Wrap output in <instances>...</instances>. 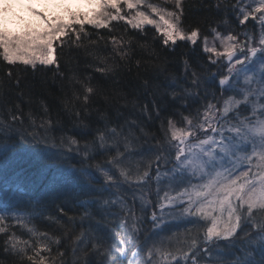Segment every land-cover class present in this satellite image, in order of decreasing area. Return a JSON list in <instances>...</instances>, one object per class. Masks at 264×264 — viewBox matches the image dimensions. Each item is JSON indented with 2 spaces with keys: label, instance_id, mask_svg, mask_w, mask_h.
Returning <instances> with one entry per match:
<instances>
[{
  "label": "trees",
  "instance_id": "trees-1",
  "mask_svg": "<svg viewBox=\"0 0 264 264\" xmlns=\"http://www.w3.org/2000/svg\"><path fill=\"white\" fill-rule=\"evenodd\" d=\"M236 2L182 0V26L199 37L236 29ZM85 32L57 44L53 65L34 69L0 54V208L24 212L44 239L14 249L13 235L28 239V230L9 220L0 233V264H34L28 257L37 251L47 264H124L127 219L111 215V202L127 188L116 177L104 179L101 168L120 176L154 168L169 151L168 120L193 118L222 94L201 42L165 46L155 26L134 29L122 20L107 28L85 24ZM236 113L249 112L241 106ZM242 229L248 237L258 232ZM245 233L238 232L224 264L246 259ZM258 241L247 264H264Z\"/></svg>",
  "mask_w": 264,
  "mask_h": 264
},
{
  "label": "rangeland",
  "instance_id": "rangeland-1",
  "mask_svg": "<svg viewBox=\"0 0 264 264\" xmlns=\"http://www.w3.org/2000/svg\"><path fill=\"white\" fill-rule=\"evenodd\" d=\"M147 3L163 7L168 11H179L175 7V0H147ZM260 3L261 0H237L235 9L239 17L238 28L228 29L229 31L214 29L215 31L212 30L207 36L199 37L198 35L196 43L201 42L203 50L205 38L207 39V47L215 46L219 53H223L228 44L236 45L231 61L226 59L227 55L207 52L210 57L209 60L214 64V71L218 76L217 82L220 78L229 77L224 86L220 85L222 94L218 95L219 99H216L215 96L206 101L208 104L216 106L212 110L215 115L210 114L209 123L211 127L206 124L204 128H189L187 121L184 122L183 120L176 127L194 132L195 135H189L184 145L171 138V142L167 146L169 151L165 153L163 158L161 157V162L156 164L154 168L135 170L134 174H131L130 171H124L129 179H124L127 186L121 179L125 175L120 176V173L115 174L111 169L101 168L100 171L103 173L104 179L111 180L116 177L122 187L127 188L125 189L126 196H114L111 202L115 205V210L111 211V215H118L127 219L124 221L126 225L124 228L128 232L126 234L130 236L128 240L130 247L122 259L124 264H224V260L228 258L226 251L235 246L234 242L237 241L238 234L234 239L227 241L221 238L218 241L204 243L206 227L210 226L211 220L205 221L204 217L195 212L194 207L190 208L189 198L190 196L195 198V191L203 190L197 188L194 191L192 186L203 185L207 182L208 177L193 176L190 172L178 168L176 152L179 147H185L186 154L192 150L193 145L208 137L219 141L221 139L219 133H223L225 136H233L234 133L230 129L237 123V117L239 119L252 117L253 108L257 109V115H260V112L264 110L261 108L264 105V95L260 94L261 89L264 88V43L261 42L264 40V9L255 11ZM93 8H96V5L90 4L89 0H0V29H3L8 36H23L26 32L34 29L43 30L45 27V22L38 13H43L49 19L56 16L66 19L68 9L91 14ZM121 8V15L127 16L129 19L135 15L137 10L145 11L153 19H158L151 13L150 9L144 6L130 10L122 4ZM33 9L36 11L34 12ZM109 11L112 10L109 9ZM245 14H248L247 20H244ZM122 21L125 22L126 20ZM184 30L188 32V30ZM216 33H220V37H217ZM229 34L234 36L235 40H224L222 44V38ZM252 48L256 49L255 55L251 54ZM0 54H2V50H0ZM237 61H242L243 64H238ZM246 92L248 93L247 100L244 99ZM229 97L239 100L241 103L225 117L223 108ZM241 106L249 112L247 116L236 113ZM205 111H207V106L203 107L199 113V121H194V124L204 120ZM213 128L217 131L214 132ZM209 147L214 146L206 145L205 149L207 150ZM196 150L198 151V149ZM246 150L247 154L250 155L251 144L246 146ZM237 155L242 156L244 152L241 151ZM233 160L235 157L230 156L224 163V167L233 169V179L240 177L243 172L249 173L247 177L249 180H252L257 173L264 175V172L255 167V157L252 159V164L246 160H236L233 164ZM145 172L148 173L147 176L144 175ZM105 173H108L111 179H108ZM243 179L241 177L238 183H243ZM185 190H187L186 194L181 195L185 193ZM186 208H190V211L186 212ZM115 212L116 214H114ZM0 215L5 217L0 227L6 228L7 222L11 220L10 222L14 223L20 221L21 226L28 230V239L13 235L12 240L22 247H27L31 241H35L33 239L38 240V245L43 244L42 234L29 225V219L24 212L0 208ZM224 217L227 218L226 211ZM197 231L201 234L196 239L195 248H190L193 240L191 237H194L196 233L193 236L188 235ZM242 231L245 233L247 230L238 229L237 233ZM249 237H253V239L246 237L245 239L248 241L246 246L242 245L243 243L240 245L244 251L246 249L248 251L244 252L245 258L248 261H254L253 250L259 241L254 238L255 236ZM149 250H151V255H149Z\"/></svg>",
  "mask_w": 264,
  "mask_h": 264
},
{
  "label": "snow or ice",
  "instance_id": "snow-or-ice-1",
  "mask_svg": "<svg viewBox=\"0 0 264 264\" xmlns=\"http://www.w3.org/2000/svg\"><path fill=\"white\" fill-rule=\"evenodd\" d=\"M89 3L96 5L91 14L68 9L66 19L59 16L49 19L43 13H38L44 20L45 27L43 30L34 29L26 32L23 36H8L3 29H0V50H2L4 60L12 63L19 59L24 64L31 65L34 69L37 62L41 65L56 64L57 44L63 45L66 42L63 38L68 37L70 32L75 34L77 41L81 38V33L87 36L85 24L97 28H107L111 21L126 20L134 29H142L144 25H153L156 31L161 33L162 42L165 46L169 43L175 45L177 40H187L195 44L199 35V30L196 28L185 32L181 21L183 14L181 0H175V7L179 11H168L163 7L147 3V0H89ZM122 4L130 10L144 6L150 9L151 13L158 19H153L151 15L140 10H137L135 15L129 19L127 16L121 15ZM109 9L112 11H109ZM262 9H264V0H261L260 6L255 11ZM33 11L35 12L36 9H33ZM247 18L248 14H245L244 20H247ZM241 22L243 23V21ZM216 35L220 37V33H216ZM224 40L233 41L235 37L229 34L227 37L222 38V44ZM113 42L116 43L115 38H113ZM261 42L264 43V40ZM204 44L206 52L227 55L230 61L236 48L235 44H228L225 46V51L219 53L215 46L207 47L206 38ZM251 54H256L255 48L251 49ZM245 59H247V56H245ZM237 63L243 64L242 61H237ZM226 80L227 77L222 78L219 84L224 85ZM196 83H198V80ZM86 91L92 93L93 88L86 87ZM260 94L264 95V88L261 89ZM173 95L175 96V93ZM247 97L248 93L246 92L244 99L247 100ZM84 99L88 100V96L85 95ZM240 103L241 101L229 97L223 108L224 116L226 117ZM215 107V105L208 104L207 111L203 114L204 120L199 123L194 124V121H199V112L193 118L185 116L182 119L187 121L189 128H204L206 124L211 127L209 119L210 114L215 115L212 111ZM261 108L264 109V105ZM256 113L257 109L253 108L252 117H244L243 119L237 117V123L230 129L234 133L233 136H225L223 133H219L221 136L219 141L208 137L193 145L192 150H189L186 154L185 147H179L176 152L178 168L190 172L193 176L208 177L207 182L203 185L192 186L194 191L197 188L203 190L195 191V198L191 196L189 198L190 208L194 207L195 212L204 217L205 221L211 220L210 226L206 227L204 237V243L206 244L214 240L218 241L221 238L226 241L234 239L238 234L237 230L242 229L244 226L257 228L258 232L254 238L264 241V175L257 173L252 180H249L247 178L249 173L243 172L240 177L233 179V169L224 167L225 160L230 156L235 157V160L232 161L233 164L236 160H246L249 164H252V159L255 157V167L264 172V118H262L264 117V110L260 112V115ZM168 129L171 130V138L179 141L181 145L185 144V140L189 135H195L194 132L177 128L176 122L171 119L168 120ZM213 131L215 132L217 129L213 128ZM72 143L75 144L76 141L72 140ZM248 144L252 146L250 155L247 154L246 150ZM206 145L214 147H209L206 150ZM241 151L244 152V155H237ZM121 174L127 177V173L123 170ZM144 175L147 176L148 173L145 172ZM105 176H108V173H105ZM241 177L244 178L243 183H238ZM108 179H111V177L108 176ZM186 192L187 190L181 195L186 194ZM190 208H186L185 211H190ZM225 211L227 212V218L224 217ZM4 220L5 217L0 215V224H3ZM29 231H32V229H29ZM3 232H5V228L0 227V233ZM33 234L35 235V233ZM245 236L248 237V234L245 233ZM248 238L253 239V237ZM10 242L15 249L17 242L14 240H10ZM195 246L196 239L194 238L189 247L195 248ZM20 251L23 252L24 249L21 248ZM149 255H151V250H149ZM28 259L33 261L34 264H47L46 258L40 256L38 251L34 256H29ZM235 264H247V260L242 258L237 260Z\"/></svg>",
  "mask_w": 264,
  "mask_h": 264
},
{
  "label": "water",
  "instance_id": "water-1",
  "mask_svg": "<svg viewBox=\"0 0 264 264\" xmlns=\"http://www.w3.org/2000/svg\"><path fill=\"white\" fill-rule=\"evenodd\" d=\"M226 59H229V58L226 56ZM225 77H227V80H226V82H225V84H226V83L228 82L229 77H228V76H225ZM223 78H224V77H223ZM221 79H222V78H220L219 81H220ZM225 84H224V85H225ZM224 85H221V86H224Z\"/></svg>",
  "mask_w": 264,
  "mask_h": 264
}]
</instances>
